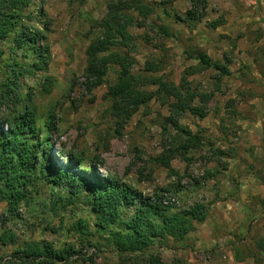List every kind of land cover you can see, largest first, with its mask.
<instances>
[{"label":"rangeland","instance_id":"374dc122","mask_svg":"<svg viewBox=\"0 0 264 264\" xmlns=\"http://www.w3.org/2000/svg\"><path fill=\"white\" fill-rule=\"evenodd\" d=\"M35 1L42 7L31 9L30 15L43 30L39 46L48 50V70L35 69V57L12 41L2 42L0 81L14 71L24 74L18 92L30 97L37 110L42 140L51 147L41 158L48 154L54 173L50 167L39 176L37 169L16 217L0 204V236L9 230L18 237L17 245L0 244V264H10L14 250L26 242L55 249L71 245L81 253L75 264L84 259L119 264L106 234L82 243L80 235L68 233L79 220L93 224L95 219L89 218L82 198L70 205L67 188L49 182L65 168L90 182L95 173L120 181L143 198L169 199L171 205L164 207L172 212L205 207L207 218L196 222L184 240L155 241L152 250L166 264H264V0ZM120 1H140L145 7L147 18L128 12L137 46L123 50L134 60L132 73L151 81L142 91L156 93L155 80L180 87L185 79L195 93L211 95L208 103H193L205 111L204 119L190 112L173 117L174 100L156 95L125 123L107 97L117 82L116 66L109 67L102 86L85 85L86 51L100 35L95 23ZM190 10L202 20L192 26L179 22ZM219 21L221 26L209 28ZM200 53L213 64L229 63L230 75L221 77L214 68L201 66ZM174 122L197 135L202 146L182 151L188 137ZM51 124L54 130L48 129ZM170 150L180 152L166 168L157 161Z\"/></svg>","mask_w":264,"mask_h":264},{"label":"trees","instance_id":"16d2710c","mask_svg":"<svg viewBox=\"0 0 264 264\" xmlns=\"http://www.w3.org/2000/svg\"><path fill=\"white\" fill-rule=\"evenodd\" d=\"M40 4L35 0H0V43L12 41L15 48L33 55L38 64L35 69L44 72L49 65L48 50L43 51L40 48L39 42L44 38L43 30L36 27L35 19L30 15L31 9L42 7ZM133 10L147 18L145 7L140 1L133 4L120 1L110 4L107 16L95 23L94 28L98 27L100 35L86 51L87 66L83 74L85 85L89 89L102 86L109 67L116 66L120 70L117 82L109 88L107 97L112 102L113 113L124 118L125 123L156 95L165 96L167 102L174 100L171 104L173 117L178 118L190 112L204 119L205 111L193 106V103L197 99L203 104L208 103L211 95L195 93L187 86L185 79L180 87L155 80L151 84L158 87L156 93L142 91V87L148 86L151 81L135 76L131 71L134 60L123 53V50L134 51L137 46L129 31L134 26V20L128 12ZM37 15V20L42 22L40 11ZM200 20L202 16L194 10L188 11L183 20L178 18L179 22L191 26ZM221 25L222 22L219 21L211 23L209 28L216 29ZM45 27L48 29V25ZM163 33L168 35L166 30ZM197 58L201 66L206 69L214 68L221 77L230 75L229 63L226 66L213 64L204 53H200ZM20 75L24 74L14 71L0 81V204L5 203L7 214L13 217L19 214L21 202L28 198L27 187L34 186L33 179L38 176L37 169L39 176L41 173L45 175L50 167L52 174L54 173L52 162L46 161L48 154L46 156L44 153L41 158V153L46 148L50 153L51 147L46 139L42 140L44 138L38 129L40 118L37 110L30 97L24 99L18 92ZM47 81L50 80L47 78ZM47 92L50 93L49 90ZM174 124L188 137V142L180 147L182 151L202 146L197 135L188 130L183 131L177 122ZM48 129L55 128L51 124ZM47 134L49 137V132ZM176 152L180 151H168L157 162L169 168ZM41 160L45 163H41ZM207 175H210L209 172ZM49 182L67 188V202L70 205L76 204L82 198L89 218L95 219L93 224H90L89 219L79 220L68 233L80 235L82 243L91 235L106 234L107 242L117 255L119 264H166L157 251L152 250L155 241H182L195 230L196 222L202 223L207 218L203 206L184 212H172L170 208L164 207L162 198H143L124 183L104 179L97 173L94 174V182H90L87 177L71 173L70 168H65L58 175H52ZM73 212L76 215L75 210ZM0 244L17 245L18 237L7 230L0 236ZM261 249L264 251V247ZM79 254L81 253L71 245L64 249H55L52 245L26 242L14 250L10 264H75L78 262L75 257ZM82 262L96 264L92 259H84Z\"/></svg>","mask_w":264,"mask_h":264},{"label":"built area","instance_id":"2783aa9c","mask_svg":"<svg viewBox=\"0 0 264 264\" xmlns=\"http://www.w3.org/2000/svg\"><path fill=\"white\" fill-rule=\"evenodd\" d=\"M163 205H164V206H169V205H171L170 200H169V199H168V200H165V201L163 202Z\"/></svg>","mask_w":264,"mask_h":264}]
</instances>
